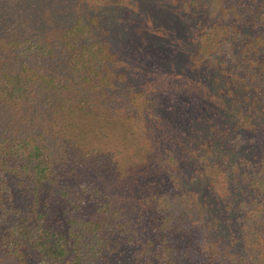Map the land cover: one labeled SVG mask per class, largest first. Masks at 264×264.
<instances>
[{
  "label": "trees",
  "instance_id": "16d2710c",
  "mask_svg": "<svg viewBox=\"0 0 264 264\" xmlns=\"http://www.w3.org/2000/svg\"><path fill=\"white\" fill-rule=\"evenodd\" d=\"M178 5L185 51L147 85L102 10L0 29L1 261L264 264V0Z\"/></svg>",
  "mask_w": 264,
  "mask_h": 264
},
{
  "label": "rangeland",
  "instance_id": "374dc122",
  "mask_svg": "<svg viewBox=\"0 0 264 264\" xmlns=\"http://www.w3.org/2000/svg\"><path fill=\"white\" fill-rule=\"evenodd\" d=\"M99 10L110 21L111 41L119 48L120 63L132 67L137 83L147 85L156 71L176 69L185 51L188 26L178 0H0V29L11 20H24L27 28L41 30L51 41L57 37L54 26L77 12ZM43 199L49 204L48 222L58 229L62 205L54 194ZM0 264L11 263L0 259Z\"/></svg>",
  "mask_w": 264,
  "mask_h": 264
}]
</instances>
